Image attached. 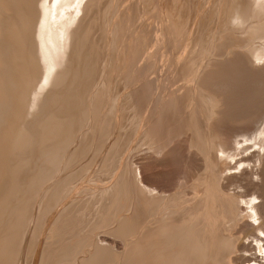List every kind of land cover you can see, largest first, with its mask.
<instances>
[{
	"label": "bare ground",
	"instance_id": "bare-ground-1",
	"mask_svg": "<svg viewBox=\"0 0 264 264\" xmlns=\"http://www.w3.org/2000/svg\"><path fill=\"white\" fill-rule=\"evenodd\" d=\"M167 1L168 0H160L158 7H157V12L154 10L155 11L154 13H156L155 15L160 17L161 20L163 19L164 21H166V25H164V27H163L164 28L163 31H165V33H163V38L160 37V34L159 35L157 34L158 31H160V30H158V28H160V26L157 27L156 25H154L153 22L148 21L151 23L150 24V30L148 29V33L145 32V36L143 35L144 41L146 44V47H145L146 52L144 51L141 53L142 56H146V59H147V57L148 58L156 57L158 55V53L156 52V49H154V51H155L154 53H151L149 50L152 49L151 46L157 45L158 41H160V39H161L160 43L163 41L162 44L164 42L166 44L165 50H167L166 51L167 61H169V63L170 62L174 63V65H172V64L171 65L173 67V70H175V71L173 73L172 67L170 66L172 71L169 72V74H168L169 77H166V79H167L166 81L168 84L166 87H164L165 85L163 84L164 86L162 87V88H165V91H166L165 97L167 96V98L165 100V105H163L164 106L163 112H165V113L162 115V117L167 116L166 118L173 119V117L179 116L177 114L180 111H181V113L184 111V108L186 106V102H184V96H186V95H184V94L186 91H188L190 89V88H186V87L191 86V87H194L193 89H195V90L192 89L194 91V94H193L194 98L192 99L190 97V99H192L193 101H196L197 99H195V98L199 97L196 95L197 92L202 94V96H201V94H199L200 98L201 97L205 98V96L207 95V98L204 99L205 101L202 100L203 104L200 103L204 107L202 109L203 119H205V121L207 123L205 122V123H203V125L201 123H198L199 127H197V129H192V130H195V132H196V130H198V128H199L201 131H203L202 134L204 137H202L201 132H199V130H198V132L201 135L198 132L197 133L199 135H197V133L193 134V138H192L193 140L199 141L201 139V137L203 138L202 140L205 139V137L207 135V131H208L206 128L208 126H210V123H212V119L214 116L219 115L221 117V119H224L225 117L228 118L229 121L227 120V123L229 122L231 124L228 126H233V127L230 128V133H228V134H224L226 132L220 133V131L217 133H214V132H212V131H214L213 129H212V131L210 130L212 133H210L209 135H211V134H212V136L214 135L213 140H210V138H209L208 139L209 142L207 141L208 142L207 145L204 143L206 147L204 146V144H202L204 146L203 148H205V149H203L204 153L206 152V154L203 156V160L205 162L204 166H205V170L207 172V176L205 175L206 177H204L202 174H200V177L201 176L202 177L198 178V179H201V181L202 180L204 181V179L207 178V180L209 182L208 183L209 189H208V187L206 188V189H208L207 193H206L207 195L205 196V198H202V199H204L203 202H205V203H202V200L199 197L198 199H200V200H198V201L193 200L194 201L193 202L192 199L189 200V201L193 202V203H191L192 204L191 206L190 205L185 206L184 204H181L183 207L178 206L173 201L174 199L172 200V197H174V195H176V192H175L176 190H174V193H173L170 191V189L166 188L165 186H163L161 188L160 186H158L156 184L157 182L156 183L154 182L156 177L155 178H153V177L155 175H151L150 173L149 174L146 173V171L147 172H149V171L145 170V168H143V171L140 170L139 171L140 173H138V174H140V176L136 173L138 175V176L137 175L135 176L136 180H135V178H133L135 180V183H136L135 188L137 187V190H138V192H137L138 193L137 194L138 200L137 199L136 200L138 202V206L140 207V209L138 208L140 210L139 211L140 213H138V211H137V215L140 214L139 219L141 218V221H139L138 217H136L137 216L135 214L136 208H135V206H133L135 208V211L133 208V212H135L134 218L136 220L138 219L137 222L138 221L139 222L137 224V222H135L136 220H134V221L132 220L134 215L131 212L130 214H132V219H131L132 223H135L136 225L134 226L131 223L133 225V227H132L133 229H131L132 231L131 230L128 231L129 234L131 231L135 236L138 237V239H136L137 238L136 237L135 238L136 241L133 242L134 239H130L127 236H125L127 233H124V232H126L128 230V228L130 227L131 224H129V227H128V225L127 226L125 225L126 221H125V223L122 221L124 223L123 224L121 222V219L117 225H119L121 222L120 226L121 225H123V226H121L118 229V231L124 233L125 235H123L122 233L118 234L119 232H116L117 230L114 232H116L118 234V236L122 239H123L122 236H124V237H127L125 239H129L130 241L133 240L132 242L128 241L131 243V244H129L131 247H129V245L127 243L128 246L127 245L126 246L129 248H125V250L123 249L124 251H126V249L129 250L128 251L129 255L127 254V256H131V257L130 258L128 257L129 261L125 260V261H128L129 264H216V263L217 264H233L232 261H235L237 259H235V257L231 256L230 254L233 255L235 250H237L238 246L241 248V246H244V244L239 243L238 241H240V240L238 238H236L235 235H234V237H235L234 238L233 234H231V233L232 232L234 233V231H236L237 228L241 227V224L243 226L245 224H248L247 223L248 220L253 218V216H252L253 214H251L252 212L254 213V218L251 221H253V222L255 220L258 221V220H261L262 218L264 220V189L263 190L260 189V187L263 188L264 186H260L258 184V182H254V181H258V180L253 179L254 177L252 176V174L253 175L255 174V173H253L254 170L252 171V169H250V170L246 169V170L242 171L243 173L241 171L238 172L239 176L238 175L237 176L239 177V179L238 178L236 179V176L233 175V173H231L232 169L233 170L238 169L237 165L239 166V164H240V166H239L240 168L242 165L244 167L249 165L247 162H249L250 160L252 161L251 158H253L254 155H252L251 158H247L248 155H251V154H249L250 152L249 153L247 152L248 148H250L248 143L253 141V139H255V138L257 139V138H260L261 136H264V42H263L264 41V0H259V2H260L259 10L255 9L253 7L254 2H257V0H217L218 4L216 6H214L215 5V3H214V5H212L213 9L211 7V9L209 11L204 10L203 12H200L199 10H197L198 8L193 9L194 7L192 9H190L191 10V12H190L191 17L190 18L191 19H194V18L198 19L197 20V27H195L196 29H194V31L191 32V34L193 33L195 36V44H199L200 41H202V40L207 41V40L212 39V38L214 39V42H216L219 39L218 40V41H220L219 44H221L219 46H217V44L215 46L212 45L215 48L211 49V52L209 55L215 57L216 59H210L207 63L204 62V60L202 61V59L200 60L199 54H195L196 56L192 57L193 54L190 52L191 54L189 53L190 55H188L187 48L183 51L184 53L182 52L183 53L182 57L179 58V55L177 54V52L182 51V47H183L181 39L183 38V40H184L186 38L184 36H186L188 33V32L186 33V30L182 26L183 24H182V20H181L182 19L181 16H183V15L185 16L184 11H185L187 2H184V4L182 2V4H180L181 8L176 9L177 11L175 12V19L174 20H170V19L168 20L167 11H168L169 7L168 6L166 7ZM171 2L173 3L174 0H172V1L169 0L167 4L170 3L172 5ZM107 5H108V0H0V98H2V100L0 101V264H13V263H15L14 261L16 260L17 257L20 258V256H18V255H19V251L21 250L20 243H22V242L19 240L21 239L20 236L22 235L21 234L22 233L21 232V226H22V223L24 222L22 219L25 218V216L23 214L25 212L22 213L21 207H23V201H24V204H27L28 202L31 203V200H30L31 198H29L30 201L28 200L27 203H25V201L28 199V197H27V199L24 198L25 200L22 199L24 195H23V193L21 194V192L24 190H21V187H23V185H21L20 176H23V174H26L25 173L26 171L28 172L29 169H31V167L35 166V164L33 166V163H35L38 160V158L41 156V154H44L46 152L48 154V152H49L51 157L49 154H48V157H50L51 159H53V157H54V162L56 160L55 158H57V160H58L59 159L58 156L60 154L58 156H57V154L58 153L62 154L63 153L62 149L64 147L60 144H64V145H65V143L67 144V142L70 139H71L70 141H73L71 137L77 131V128L80 126V124L81 125L83 124L82 121L85 120L83 118L85 116V114L83 115V113L86 112L85 109H87V106H89V108L92 109L88 103L89 102V99H88L89 97L87 95L88 90L91 89L90 87L94 83L93 82V80H95L94 78L98 79V75L96 74V72L98 71L97 68L99 66L98 67H96V66L99 65V63H98L99 58H100V56H102V53H104V49H105L104 47H106V45L108 44V43L107 44H104V43L106 41L108 42V40L110 39V38L107 39L108 33L105 32V28H106L105 25H108V22H106V24H105V20L103 21V19H101L102 16L100 15L102 12H103V14H105L106 9H108V8H106V7H108ZM174 7L176 8V5ZM121 8H123V7H121ZM129 9H130V7L128 9L126 7V10H129ZM236 10H239L240 13L244 16V18L248 22V27L252 29L251 31H248L247 28L244 30H237V29H233L229 26V19L232 16L233 12ZM129 12H127V13H129ZM169 12L171 13V11H169ZM170 13H168V14H170ZM182 13H184V14L182 15ZM125 16H126V13H125ZM197 16H199V17H197ZM113 17H114V15H113ZM132 17H133V15H132ZM103 18H105L104 15H103ZM153 19H152V21H153ZM108 20H109V18H108ZM111 20H112V18H111ZM194 21H195V19H194ZM146 22H147V20H146ZM125 23H127V22H125ZM203 23H207V24L209 23V24L207 26L205 33L200 35L201 37L199 38L198 37L199 36L198 33H200L199 32V26ZM194 24H195V22H194ZM214 24L219 27L217 30H213V29L211 30L210 29V26L214 25ZM116 25H117V23H116ZM167 25H168V28H167ZM112 26H113V24H112ZM117 26H119V25H117ZM195 26H196V24H195ZM114 28H115V26H114ZM188 28H186V29H188ZM144 31H146V30H144ZM161 33H162V30H161ZM135 34H136V32H135ZM135 38H137V37H135ZM138 39H139V37H138ZM179 39H180V42H179ZM187 39H188V36H187ZM128 41H130V40H128ZM133 42H134V40H133ZM140 43H142V42L140 41ZM140 43H138V44H140ZM142 44H144V42ZM211 44H212V41H211ZM129 46H130V43H129ZM185 46L186 45H184V47ZM195 46L196 45H194V48H196ZM128 48L131 49L132 47H128ZM165 50L162 52L161 57H163L165 55L164 54ZM105 51H107V49ZM132 52L133 51H131V53ZM197 52H199V51H197ZM180 53L181 52H179V54ZM103 55L105 56V54H103ZM108 56H109V54H108ZM130 56H132V55H130ZM126 57H127V55H126ZM217 57H222L223 59H225V61L224 62L221 61V63H219L220 59L217 60ZM228 57L230 58L229 60L226 59ZM102 58H103V56H102ZM102 58H100V59H102ZM127 58H129V57H127ZM205 58L207 59V58H209V56L205 57ZM232 58H234V59H232ZM127 60L125 61V63L127 62ZM207 60H205V61H207ZM216 60L219 62L213 64V62H217ZM200 61H202V62H200ZM100 62H103V61L101 60ZM111 62H113V61H111ZM181 62H183V63L181 64ZM198 62H199V66H198L197 70H199V71L200 70L202 71V69L204 70L207 67L208 68L210 67L206 73H204L205 71H203V74H204L203 76L202 75L200 76L199 71H196L195 67H197V65L195 66V64L196 63L198 64ZM134 63H135V61H134ZM169 63H166V64H169ZM100 64H104V62L100 63ZM129 64H128V66H129ZM145 64H148V62H146ZM151 65H153V64H150V67H151ZM212 65H213V67H212ZM214 65H215V67H214ZM216 65L217 66L220 65V66L216 67ZM158 66L160 67V65H158ZM167 66L168 65H166L164 67H167ZM147 67H149V66H147ZM102 68H103V66H102ZM167 68L169 69V67H167ZM143 69H144V67L142 68V70ZM100 70L103 71V69H101V68H100ZM145 70H149V69L147 68ZM157 70H160V69H158V67H157ZM150 71H152V69ZM193 71H196L197 74L198 73L199 74L197 75L194 73L196 75V77L193 74L189 75L190 73H193ZM99 73H100V71H99ZM95 75H96V77H95ZM141 75L142 74L139 75L141 78L144 77ZM188 75L189 76L193 75L196 78V82L198 81L197 82L198 84L193 82V78L191 79V77H189L191 80L188 79ZM105 76H106V74H105ZM97 79H96V81H98ZM139 80H140V78L137 81H139ZM159 80L160 79H158V78H149V77H148V79L144 78L142 80V83L135 87V89L133 90L134 92L132 91L133 92L132 95L143 97L144 95H142V94L146 93V91H147V93H150L152 96L154 94V92L156 91V89H158L160 86ZM177 81L178 82L183 81V83L180 85H177V87H175V88L173 87L171 90L170 85L176 86L175 84ZM99 84H100V82H99ZM103 87H104V85H103ZM168 87H169V89H168ZM95 88H97V87H94L93 90ZM98 88H99V86H98ZM186 89H188V90H186ZM93 90H90V92ZM99 90L100 89H97V93L100 96V93L98 92ZM45 91H47L46 94H44ZM161 91H162V89H161ZM190 91H191V89H190ZM188 92H186V94ZM101 93H103V92H101ZM163 93L160 95H163ZM89 94H91V93H89ZM189 94H188L189 96L192 95L191 92ZM209 94H210V96H209ZM95 95H97V94H95ZM193 95H192V97H193ZM101 97H99V98L101 99ZM165 97L163 96L162 99H164ZM94 98H96V99H94ZM94 98L92 101H93V103L97 104L96 102L98 101L97 99H99V98L96 96ZM90 100H91V97H90ZM186 100H188V99H186ZM103 101H104V99H103ZM160 101H161V98H160ZM148 102H150V101H148ZM200 102H201V100H200ZM101 103H102V101H100V105H101ZM161 103H164V102H161ZM92 105L93 104L91 103V106ZM149 105H150V103L147 105V108ZM156 105H158V104H156ZM34 106L39 107L38 112L35 111L37 113L31 112V113H34L33 116L37 115L36 117L34 116L35 118L31 117L32 114L29 113V111L31 110L32 107L35 110ZM37 107H36V110H37ZM96 107H100V106H96ZM96 107H93V109L95 108L98 110V108H96ZM186 109H185V111H186ZM152 110H154V107ZM193 111H194V109L190 112L194 113ZM98 113H96V114H98ZM191 113H190V116H191ZM195 113H196V111H195ZM202 113H200V114H202ZM152 114H153V112H152ZM182 114L184 115V113H182ZM28 115L30 116V118L33 119V121H31V120H30V122L26 121ZM196 115H197V113H196ZM87 116L89 117L88 114L86 115V117ZM153 116H154V114H153ZM190 116H188V117H190ZM193 117L195 119V115H193ZM151 118H149V119L151 120ZM82 119H84V120H82ZM180 119H176V120H180ZM194 119H193V121H195V122H196V120H198L197 118H196V120H194ZM187 120L191 121V119H187ZM87 121H88V118H87ZM107 121H108V118H107ZM166 121H168V120H166ZM174 121H175V119H174ZM219 121H222V120H219ZM101 122H103V120ZM168 123H169V121H168ZM169 124H173V123H171V121H170ZM182 124H183V122H181V125ZM187 126L184 125L182 127V129H181V127H180V129H177L178 134L180 133L179 130L181 131V133L184 132L185 127H187ZM191 126H193V125H191ZM161 127H162V125H161ZM194 128H196L195 125H194ZM81 129H84V128H81ZM218 129H220V128L218 127ZM108 130L104 131L105 132L104 135H106V136L108 135L106 133ZM187 130H191V128L187 129ZM228 130L229 129H227V131ZM175 131H176V129H175ZM189 133H191V132H189ZM75 135H77V134L75 133ZM209 135H208V137H209ZM84 137H85V135H84ZM103 138H104V136H103ZM165 138H164V140H165ZM196 138H197V140H196ZM74 139H75V137H74ZM198 141H197V143H199ZM204 142H206V141L204 140ZM259 142H261V141H259ZM102 143H104V142H102ZM201 143H200V145H201ZM253 143H255V142H253ZM71 144H72V142H71ZM192 144H194V143H192ZM58 145H60V146H58ZM255 145H258V144H255ZM57 146H58V148L59 147L60 148L58 149ZM61 146H62V148H61ZM76 147H77V145H76ZM194 147H195V145H194ZM67 148H68V146L66 147V149ZM53 149L56 150V156L57 157L55 156ZM60 149L62 151H60ZM169 149L170 150H168L167 152H163V153H165L164 154L165 159L163 157H161L164 159L163 163L166 161V159L171 160L172 158L169 159V157L174 155V151H172V148H169ZM262 149L264 152L263 147H262ZM57 150H59V152ZM163 150H160V151H163ZM200 150H202V149H200ZM26 152L29 153V155H27ZM76 152L78 153V151H76ZM172 152H173V154H172ZM258 152L259 153L256 155L257 157H254V160L256 163H258V167H259V165L264 160V153L261 151V149ZM24 153L26 154L25 156H28V157L26 159V157L24 156L25 158L23 157V159L21 160V154L23 155ZM73 153H75V152H73ZM109 153L107 154L108 156L110 155ZM204 153H202V154H204ZM244 153H248V155H246V157H245ZM80 154H78L79 157H80ZM160 154H161V152L158 154L157 158H160L159 157ZM78 155L76 154V156H78ZM46 156L47 155H45V157H44V155H43L44 158H47ZM61 156H63V155H61ZM73 156H74V158L72 157L73 159L72 160L70 159L71 160L70 163L72 161H76L75 155H73ZM13 157H14V159H13ZM43 157H42V159H43ZM62 158L63 157H61L60 159H62ZM144 158H146V157H144ZM161 158H160V160L162 161ZM77 159H79V158H77ZM13 160H17L16 161L17 164H13V162H12ZM45 160L46 159H43L42 161H45ZM61 161L62 160H60V162ZM54 162H51L50 159L46 162L45 167L48 168V170L46 172L44 170L45 173H42L43 172L42 171L41 172L42 175L47 174V172L49 174V171L53 170V168L52 169H50V168L52 166H55V164L54 165L52 164ZM56 162H58V163H56V167L58 166L59 168H61L62 166L60 167V165H57V164H60L59 160ZM169 162H171V161H169ZM40 163L43 164L44 162H40ZM108 163H109V161H108ZM140 163H141V161H140ZM151 163H154V162H151ZM256 163H254L253 165H256ZM38 164H39V162H38ZM38 164H36V165H38ZM165 164H166V162L164 163V165ZM168 164H170V163H168ZM43 165H45V163ZM116 165H118V164H116ZM64 166H66V165H64ZM26 167L27 168L30 167V168L27 169ZM71 167H73V166H71ZM24 169H27V170L25 172H23L22 174H20L22 171H24ZM34 169L36 170L37 166H36V168H33V170ZM262 169H264V168H262ZM33 170H30V171L32 172ZM59 170H61V169H59ZM86 170H88V169H86ZM202 171H203V169H202ZM235 171H237V170H235ZM38 172H39L38 176L34 175L35 178H33V179H32L31 175L28 176V178L26 180L27 182L24 181L26 184L23 183L26 185V186H24V188L25 187L27 188V186H30L31 182H33V183L38 182L40 179L42 182L44 175L40 176L41 174H40L39 169H38ZM38 172L33 171L32 173L35 174ZM53 172L56 175L57 172H55V171H53ZM53 172L51 171V173H53ZM240 174H242V175L240 176ZM122 176H125V175H122ZM158 176H160V175H158ZM6 177H7V179H6ZM241 177H242V179H241ZM23 178H26V177L24 176ZM47 178L48 177H45L44 179L46 180ZM71 178L64 179L67 182H65V181H61V182L62 183L64 182L67 184L69 182L68 180ZM183 178L185 179V177H183ZM183 178H181V179H183ZM202 178H204V179H202ZM233 178H235L239 184L234 182L236 180H233ZM31 179H32V181H31ZM5 180H7V181H5ZM223 180L227 181V183L223 182V183H225V185H223V183H222ZM123 181L126 182V180H123ZM156 181H159V180L156 179ZM22 182H23V180H22ZM125 182H123V183H125ZM243 182L246 183V186L248 187L249 192L251 191L252 197H248L249 195H244L243 193H240L241 191L230 193V191H229L230 186H234V187H236L235 190H238L239 188H241L243 186ZM38 183H37V185H38ZM120 183H122V182H120ZM123 183H122V185H123ZM184 183H186L185 180H184ZM234 183H236V184H234ZM35 184H33L34 187H35ZM117 185H118V183H117ZM122 185H120V186L122 187ZM179 185L181 186L182 184H179ZM261 185H263V184H261ZM57 186H59V184ZM126 186H127V183H126ZM126 186H123V187H126ZM199 186H200V184H199ZM194 187H197V186L195 185ZM194 187H193V189L191 188L189 190L192 191L194 189H197ZM237 187H238V189H237ZM118 188L119 187H117V186H116V188H115V186L113 187V189H115V190H118ZM132 188H133V186H132ZM135 188H133L134 191H135ZM187 188H189V187L187 186ZM64 189H65V186H64ZM129 189H130V186L128 188H126L125 190L129 191ZM204 189L205 188H203V190ZM130 190L132 191V189H130ZM35 191H37V190H35ZM60 191H62V190H60ZM131 191H130V193H131ZM179 191L183 192V190H179ZM185 191H188V189H186ZM242 191H244V190H242ZM246 191H247V189H246ZM56 192H58V190H56ZM111 192H112V190H111ZM119 192H117L116 195ZM192 192H194V191H192ZM204 192H205V190H204ZM28 193L31 197L32 193L31 192H28ZM51 193H53V192H51ZM67 193H70V191ZM113 193L114 192L111 193V196ZM120 193L118 194L119 196L121 195ZM125 194H126V192H125ZM185 194L188 195V193H185ZM25 195L29 196V195H27V193ZM33 195H35V194H33ZM116 195H114V197ZM118 195L116 197H118ZM122 195H121V197H122ZM127 195H125V197ZM131 195H133V194H131ZM177 195H179V194H177ZM186 195L183 196L184 202L188 201V200H186L188 197ZM195 195H193V196L190 195V196L195 197ZM60 196L58 194V197L61 199ZM98 196H99V194H98ZM185 196H186V199H185ZM198 196H201V194L196 195V197H198ZM65 197L66 196H64V198ZM67 197H68V195H67ZM109 198H111V197H109ZM118 198L121 199L120 197H118ZM188 198H190V197H188ZM33 199H34V197H32V200ZM49 199H51V198H49ZM115 199H117V198H115ZM128 199H129V197H128ZM259 199L261 200V202H259ZM21 200H22V204H21ZM55 200H56V198H55ZM129 200H131V199H129ZM170 200H172L174 203L171 202ZM177 200H178V198H177ZM52 201H54V200H52ZM102 201H103V198H102ZM175 201H176V198H175ZM116 202H117V200H116ZM116 202H115V204H116ZM134 202H136V201H133V203ZM115 204H111L110 207H112V205H115ZM185 204L188 205L187 203H185ZM135 205H136V203H135ZM162 205H164V206H162ZM29 206L28 205L26 206V211H29ZM115 206L119 207V206H121V204L120 205L118 204ZM177 206H178V208H177ZM203 206L205 207V209L203 208ZM241 206L245 207L244 211H242V209H240ZM27 207H28V209H27ZM114 207H112V208H114ZM22 209L24 210V208H22ZM32 209H33V207H32ZM115 209H118V208L115 207ZM48 210L45 212H48ZM68 210L69 209H67V211ZM110 210H111V208H109L108 211H110ZM30 211H32V210H30ZM40 211H42V210H40ZM52 211L54 212V210H52ZM113 211H117V210H113ZM119 211L121 212V210H119ZM241 212H245V214L241 213ZM41 213H43V212H41ZM113 213L115 215V212H113ZM117 213H116V215H117ZM259 213H260V216L263 213V216H261L262 218L257 219L258 218L257 216H259L258 215ZM21 214H23L22 215V216H24L23 218H21ZM62 214L64 217V213H62ZM79 214H81V213H79ZM90 214H92V213H90ZM47 215H48V213H47ZM106 215H107V213H106ZM108 215H109V217L107 216V219L110 218L111 214H108ZM148 215L150 217V220L146 219V216H148ZM31 216H33V215H31ZM60 216H61V214H60ZM65 217H67V216H65ZM112 217H111V219H112ZM29 218H31V217L29 216ZM43 218H45V217H43ZM113 218H116V217H113ZM124 219H126V218H124ZM58 220H59L58 222H60V219H58ZM64 220L62 222H64ZM146 220H148V222H146ZM66 221H68V220H66ZM84 222H86V221H84ZM128 222L129 221L127 220L126 224H128ZM88 223H90V222H88ZM103 223H104V221H103ZM106 223H107V221H106ZM111 223H112V221H111ZM257 223L256 224L254 223V225H257ZM67 224H69V223H67ZM41 225H42V223H41ZM54 225L56 226V223ZM84 225H85V223H84ZM88 225L91 226V224H88ZM112 225H114V224H112ZM112 225H109V226H112ZM34 226H36V225H34ZM73 226L75 227L76 225H73ZM57 227H58V224H57ZM62 227H64V226H62ZM101 227L102 226L100 225V229H101ZM105 227H107V226H105ZM116 228H118V226ZM116 228H114V229H116ZM69 229H70V227H69ZM82 229H81V231H82ZM261 229L264 230V221L260 226L255 227L256 231H260L259 233L262 232V234H263L264 232L261 231ZM49 230H51V229H49ZM89 230H91V229L89 228ZM92 230H96V229L92 228ZM102 230H103V228H102ZM77 231H78V228H77ZM98 231H99V229H98ZM241 231H242V229H241ZM33 232H35V231L32 230V233ZM69 232H70V230H69ZM109 232H110V230H109ZM109 232L107 234H110ZM116 233L114 234L112 232L111 234H113L112 236H115V235H117ZM132 233H131L130 237L133 236ZM75 234H76V232H75ZM90 234H92V233H90ZM129 234H127V235L129 236ZM104 235H106V233ZM241 235H244V234H240V236ZM70 236L72 237L73 234ZM80 236H82V235H80ZM135 236H133V237H135ZM260 236L261 235H259L258 237L260 238ZM82 238H84V237H82ZM96 238L97 239H92V240L87 239L88 241L85 239L88 242V244H91L90 246L93 245L95 248H94L93 253L90 256L87 255V256H89V257H87V259L83 258L86 255V253H85V255L82 254L83 259H81V261L78 262V264H105L107 261L109 263H113V264L115 263L116 264L118 262V261L115 262L116 256L114 258L115 260L111 256L113 253V257H114V254H116L118 251L116 248L117 246L115 245V243L117 244L116 240L112 238L113 240H115V241H113L110 239L111 237L109 238V236L107 237V236H102V235L99 238H98V236ZM34 239H35V237H34ZM72 239H73V237H72ZM79 239H80V237H79ZM246 239H248V237ZM249 239H250V237H249ZM254 239H252V241ZM255 240H258L259 242H257V243H258V245H260L261 240H259V239H255ZM90 241H92V242L90 243ZM123 241L125 242L124 239H123ZM83 242L79 243L80 249L82 247V245H80V244H82ZM85 242L83 244H85ZM246 242H245V245H246ZM73 243H75V242H73ZM71 245H73V244H71ZM122 245H124V244H122ZM251 245H253V244L251 243ZM262 245H264V244H261V246ZM31 246L33 247V245H30V247ZM114 246H116L115 248L117 251H114L115 250L113 248ZM87 247L89 248V245ZM262 247L264 249V246H262ZM243 248H245V247H243ZM37 249H38V246H37ZM59 249H61V248H59ZM258 250L262 251L261 248ZM75 251L78 252L77 247H74V246L69 247L68 256H70V258H71L72 253L74 256L78 255ZM33 252L35 253V251H33ZM74 252L76 253V255ZM81 253H83V251ZM81 253L79 254L80 256H81ZM122 253L121 252L118 253V254L122 255V256H118V257H120V259H121V257H122V259L124 257V255H123L124 253L123 254ZM228 253H230V254H228ZM249 253H251V252H249ZM254 253H256V252H254ZM254 253H251L249 255H252V254L255 255ZM227 254L230 255V257H228ZM245 254H241V255L245 256V257L244 256H242V257L246 258ZM62 255H64V254H62ZM249 255H247V256H249ZM256 255H257V253H256ZM256 255H255V257H256ZM260 255H262V257ZM110 256H111V259L114 260V262L113 261L110 262L111 261ZM224 256H227V257H225V259H224ZM258 256H260L259 259L262 258L264 260V254H259ZM66 258L68 259V257H66ZM73 258H74V260H73ZM128 258H125V259H128ZM222 258H223V260H228V262L227 261L223 262ZM227 258H230V259H227ZM239 258L243 260V258H241V257H239ZM64 259H65V255H64ZM76 259H77L76 257H72L71 260H73V261L71 262L69 259V263L71 262L72 264H75L74 262H76V264H77V261H79V260L76 261ZM257 259H256V261L259 260V259L258 260ZM253 260L254 259H252V261ZM263 260H260L259 262H263ZM125 261H123L124 264H125ZM252 261H250L249 263H252ZM41 262H42V260H41ZM119 263L121 264L122 262H119ZM119 263H117V264H119ZM253 263H254V261H253ZM235 264H237V263H235ZM243 264H245V263H243ZM258 264H260V263H258Z\"/></svg>",
	"mask_w": 264,
	"mask_h": 264
},
{
	"label": "rangeland",
	"instance_id": "rangeland-1",
	"mask_svg": "<svg viewBox=\"0 0 264 264\" xmlns=\"http://www.w3.org/2000/svg\"><path fill=\"white\" fill-rule=\"evenodd\" d=\"M122 1V2H121ZM159 1L160 0H108V7H106V8H108V9H106V12H105V14H103V12L100 14L102 17H101V19H103V21L105 20V24H106V22H108V25H105V32H107L108 33V36H107V39H109L108 40V42L106 41H104L105 43L104 44H107L106 45V47H104L105 49H104V53H102V56H103V58H102V56H100V58H102V59H100L99 58V65H97L96 67H98L97 69H98V73L96 72V74L98 75V79L97 78H94L95 80H93V86L94 87H97V88H95L94 90H93V86L91 85V89H89L88 90V99H89V105H90V107L93 109V107H96V106H100V107H96V108H98V110L97 109H90L89 108V106H87V109H85L86 110V112L85 113H83V115L85 114V116L83 117L84 119H82V120H84V121H82V123L84 124H80V126L77 128V131L75 132L77 135H75V133L73 134V136L75 137V139H74V137L72 136L71 138H72V140L73 141H68L67 142V144L65 143V145L64 144H60V145H62V146H64L63 147V151L60 149V151H62L63 153L61 154V153H58L59 152V150H57L58 152V154H57V156H58V160H59V163L60 164H57V165H60V167L61 168H59L58 166L56 167V163H58V162H56V161H58L57 160V158H55L56 160H55V162H54V157H53V159H51L50 157H51V155L49 154V152H48V154L50 155V157H48V154H47V152L46 153H44V154H41V156L38 158V160L35 162V163H33V166H34V164H35V166L34 167H31V169H29L30 167H26L27 169H29V171L27 172L26 170L27 169H24V171H22L20 174H22L23 172H25L26 174H23V176H20V180H21V185H23V187H21V190H24V191H22L21 192V194L23 193V200H25L24 198H26L27 199V197H28V199L25 201V203H27L28 202V200H29V198H31L30 200H31V203L30 202H28L27 204H24V201H23V207H21V211H22V213L23 212H25V213H23L24 214V216H25V218H23L24 216H22L23 214H21V218H23L22 220L24 221L23 223H22V226H21V236H20V238L22 239H20L19 241H21L22 243H20V247H21V250L19 251V255L18 256H20V258L19 257H17L16 258V260L14 261L15 263H13V264H25L26 262V264H43L44 262V264H70L73 260H74V258H73V260H71V258L72 257H76L77 259H76V261L77 260H79V261H77V264H78V262H80L81 261V259H83V258H86L87 259V257H89L92 253H93V251H94V246L92 245V246H90L91 244H88V240H92V239H97L96 237L98 236V238L102 235V236H109V238L111 239V240H113V239H115L116 240V242H117V244L115 243V245L117 246H114L113 248L115 249L114 251H117V255L116 254H114V257H113V253H112V258L114 259L115 258V256H116V260H115V262H117V263H119V262H122L121 264H124V262L123 261H125V260H128L129 261V258L131 257V256H127V254H128V251L129 250H127L126 249V251H124L125 250V248H129V247H131L129 244H131L130 242H132L133 240H129V239H125V238H130V239H134V241L133 242H135L136 241V239H138V237L137 236H135L131 231V229H133L132 227H133V225L135 226L136 224L135 223H132V220L134 221V220H136L134 217H135V214L137 215V211H138V213H140L139 211V209H140V207L138 206V202H137V200H138V190H137V187L135 188V186H136V183H135V180H136V175L138 174V173H140L139 171L140 170H142L143 171V168H145V170H148L149 172H147L146 171V173H150L151 175H155L153 178H155V180H154V182L158 185V186H160L161 188L163 187V186H165L166 188H168V189H170V191L171 192H173L174 193V190H176L175 192H176V195L177 194H179V195H174V197L176 198V201H175V198L174 197H172V200L178 205V206H180V207H183L181 204H184L185 206H191L192 204L191 203H193L194 201L193 200H195V201H198V200H202V203H205V202H203V200L204 199H202V198H205V196L207 195L206 193H207V190L209 189V187H208V180H207V178L206 179H204V178H202V179H204V181L202 180L201 181V179H198V178H201L200 177V174H202L204 177H206L207 176V172H206V170H205V166H204V164H205V162H204V160H203V156L206 154V152L204 153V150L203 149H205V148H203L204 146H205V144L207 145V143L209 142L208 141V139L210 138V140H213V138H214V135L212 136V134L211 135H209L210 133H212V132H214V133H217V132H219L220 131V133H224V132H226V133H224V134H228V133H230V128H232L233 126H228V125H231L229 122L227 123V120H228V118H224V119H221V117L218 115V116H214L213 117V119H212V123H210V126H208L206 129L209 131H207V135H206V137H205V141L206 142H204V140H202L203 138L202 137H204L203 136V134H202V132L203 131H201L199 128H198V130H199V132H201V134H202V137H201V139L198 141L197 140V138H196V140L199 142V143H197V141H195V140H193L192 138H193V134H196L197 132H198V130H196V132H195V130H192V129H197V127H199V124L198 123H201L202 125H203V123H205L206 121H205V119H203V113H202V109L204 108L201 104H203L202 103V100L203 101H205L204 99L205 98H207V95L205 96V98L204 97H201L200 98V95L199 94H201V93H199V92H197V96H199V97H197V98H195V99H197L196 101H193L192 99L194 98V91L193 90H195V89H193L194 87H186V88H190L191 89V91H190V89L188 90V89H186V90H188V91H186V92H188L187 94H186V92H185V94L184 95H186V96H184V102H186V106H185V108H184V111L182 112V113H184V115L181 113V111L177 114V115H179L178 117H173V119H169V118H166V117H162V115L165 113V112H163V109H164V106L163 105H165V100H166V98H167V96L165 97V88H162L164 85V87H166L167 86V79H166V77H169V72H171L172 70H173V67H172V65H174V63L173 62H170L169 63V61H167V53H166V51L167 50H165V42L162 44V42L160 43V41H161V39H160V41H158V44L157 45H154V46H151L152 47V49H150L149 51L151 52V53H154L155 51H154V49H156V52L158 53V55L156 56V57H154V58H148L147 57V59H146V56H142V52H146V44H145V41H144V36H145V32H147L148 33V29L150 30V22H148V21H151V22H153L154 23V25H156L157 27H159L160 26V28H158V30H160V31H158V35L160 34V37L161 38H163V33H165V31H163V27H164V25H166V21H164L163 19L161 20L160 19V17H158L157 15H155L156 13H154L155 11L157 12V7H158V4H159ZM169 1V0H168ZM168 1H167V3H168ZM172 1V0H171ZM192 1V2H191ZM182 2H183V4H184V2H187L186 3V8H185V11H184V13H185V16L183 15L184 13H182V15L183 16H181V20H182V26L184 27V29L186 30V33L188 32H190L189 34L187 33V35L186 36H184V37H186L184 40H183V38L181 39V41H182V44H183V47H182V51H179V52H181L180 54H179V52H177V54L179 55V58H181L182 57V55H183V51L187 48V53H188V55H190L191 53L193 54L192 55V57H194V56H196L195 54H199V56H200V60L202 59V61L204 60V62H208L210 59H216L215 57H213V56H210L209 54H210V52H211V49H213V48H215V47H213V46H215L216 44H217V46H219V45H221V44H219L220 43V41H216V42H214V39L212 38V39H209V40H207V41H200V45L199 44H195V36H194V34L192 33L191 34V32L192 31H194V29H196L195 27H197V18H194L195 19V21H194V19H191L190 17H191V10L190 9H192L193 7V9H197V10H199L200 12H203L204 10H207V11H209L210 9H211V7H212V9H213V6L212 5H214V3H215V5L214 6H216L217 4H218V2H217V0H174V2L172 3V5L169 3V4H167L166 3V7L168 6L169 7V9H168V11H167V16H168V20L170 19V20H174L175 19V12L177 11L176 9H179V8H181V6H180V4H182ZM121 4V5H120ZM193 4V5H192ZM203 4V5H202ZM205 4V5H204ZM118 5V6H117ZM126 5V6H125ZM132 5V6H131ZM170 5V6H169ZM176 5V8L174 7ZM190 6V7H189ZM202 6V7H201ZM121 7H123V8H121ZM126 7H127V9L130 7V9L129 10H126ZM140 7V8H139ZM16 8V7H15ZM209 8V9H208ZM122 10V11H121ZM155 10V11H154ZM15 11V10H14ZM13 11V12H14ZM120 11V12H119ZM132 13H130V12ZM169 11H171V13L169 12ZM173 11V12H172ZM16 12V11H15ZM108 12V13H107ZM122 12V13H121ZM127 12H129V13H127ZM134 12V13H133ZM183 12V11H182ZM120 13V14H119ZM125 13H126V16H125ZM168 13H170V14H168ZM128 14V15H127ZM103 15H104V17L105 18H103ZM106 15V16H105ZM113 15H114V17H113ZM119 15V16H118ZM131 15V16H130ZM132 15H133V17H132ZM149 15V16H148ZM153 15V16H152ZM116 16V17H115ZM130 16V17H129ZM170 16V17H169ZM156 19H155V18ZM197 17H199V16H197ZM107 18V19H106ZM108 18H109V20H108ZM111 18H112V20H111ZM116 18V19H115ZM121 18V19H120ZM132 20H131V19ZM138 18V19H137ZM153 19V21H152V19ZM130 19V20H129ZM108 20V21H107ZM116 20V21H115ZM118 20V21H117ZM125 20V21H124ZM146 20H147V22H146ZM157 20V21H156ZM123 23H122V22ZM130 21V22H129ZM156 21V22H155ZM121 22V23H120ZM125 22H127V23H125ZM171 22V21H170ZM186 22V23H185ZM194 22H195V24H196V26H195V24H194ZM116 23H117V25H119V26H117L116 25ZM121 25H120V24ZM149 23V24H148ZM163 23V24H162ZM111 24V25H110ZM112 24H113V26H112ZM136 24V25H135ZM209 24V23H208ZM208 24L207 23H203V24H201L200 26H199V32L200 33H198L199 34V38L201 37L200 35H202V34H204L205 33V31H206V29H207V26H208ZM149 25V26H148ZM114 26H115V28H114ZM133 26V27H132ZM142 26V27H141ZM155 26V27H156ZM113 27V28H112ZM122 27V28H121ZM189 27V28H188ZM128 28V29H127ZM167 28H168V25H167ZM186 28H188V29H186ZM219 27L217 26V25H211L210 26V29L212 30H217ZM120 29V30H119ZM136 29V30H135ZM146 30V31H144V30ZM116 30V31H115ZM161 30H162V33H161ZM138 31V32H137ZM143 31V32H142ZM120 32V33H119ZM135 32H136V34H135ZM140 32V33H139ZM203 32V33H202ZM138 33V34H137ZM146 33V34H147ZM132 34V35H131ZM191 34V35H190ZM107 35V34H106ZM122 35V36H121ZM141 35V36H140ZM144 35V36H143ZM187 36H188V39H187ZM134 37V38H133ZM135 37H137V38H135ZM138 37H139V39H138ZM132 38V39H131ZM137 39V40H136ZM143 39V40H142ZM128 40H130V41H128ZM132 40V41H131ZM133 40H134V42H133ZM193 40V41H192ZM140 41L143 43L144 42V44H142V43H140ZM210 41V42H209ZM211 41H212V44H211ZM179 42H180V39H179ZM222 42V41H221ZM264 42V41H263ZM126 43V44H125ZM129 43H130V46H129ZM138 43H140V44H138ZM160 43V44H159ZM134 46H133V45ZM142 44V45H141ZM192 44V45H191ZM184 45H186L185 47H184ZM194 45H196L195 47L196 48H194ZM210 45V46H209ZM213 45V46H212ZM127 46V47H126ZM140 46V47H139ZM157 46V47H156ZM193 46V47H192ZM212 46V47H211ZM128 47H132L131 49L130 48H128ZM139 48V49H138ZM144 48V49H143ZM192 48V49H191ZM107 49V51H105ZM143 49V50H142ZM103 50V49H102ZM109 50V51H108ZM165 50V52H164V56L163 57H161V54H162V52ZM128 51V52H127ZM131 51H133L132 53H131ZM197 51H199V52H197ZM206 51V52H205ZM112 52V53H111ZM124 52V53H123ZM131 54H130V53ZM183 52V53H182ZM191 52V53H190ZM195 52V53H194ZM129 53V54H128ZM190 53V54H189ZM103 54H105V56L103 55ZM108 54H109V56H108ZM126 55H127V57H129V58H127L126 57ZM130 55H132V56H130ZM177 56V55H176ZM204 56V57H203ZM209 56V58H205V57H208ZM106 57V58H105ZM134 57V58H133ZM213 57V58H212ZM233 57V56H232ZM129 61H128V60ZM158 59V60H157ZM220 59V62L219 61H217V60H219ZM222 57H217V62H213V64H215V63H221V61L222 62H224L225 61V59H223ZM226 59H230L229 57L228 58H226ZM232 59H234V58H232ZM103 61L104 62V64H100V63H103V62H100V61ZM127 60V64L125 63V61ZM132 60V61H131ZM179 60V59H178ZM205 60H207V61H205ZM227 60V61H228ZM111 61H113V62H111ZM134 61H135V63H134ZM151 61V62H150ZM154 61V62H153ZM164 61V62H163ZM202 61H200V62H202ZM130 64H129V63ZM146 62H148V64H145ZM184 62V61H183ZM183 62H181V64L183 63ZM153 64V65H151V67H150V64ZM166 63H169V64H166ZM126 64V65H125ZM128 64H129V66H128ZM157 64V65H156ZM165 64V65H164ZM172 64V65H171ZM103 66V68H102V66ZM141 65V66H140ZM158 65H160V67L158 66ZM166 65H168L167 67H169V69L167 68V67H164V66H166ZM197 65V67H195L196 68V71H199V70H197L198 69V66H199V62H198V64L196 63L195 64V66ZM209 65V64H208ZM147 66H149V67H147ZM172 67V70H171V67ZM210 66V65H209ZM220 65H216V67H219ZM112 67V68H111ZM125 67V68H124ZM130 67V68H129ZM144 67V69L142 70V68ZM157 67H158V69H160V70H157ZM207 67V66H206ZM212 67H213V65H212ZM214 67H215V65H214ZM100 68L101 69H103V71L102 70H100ZM105 68V69H104ZM149 69V70H145V69ZM154 68V69H153ZM208 68V67H207ZM207 68H205L204 70L202 69V71L200 72L199 71V75L201 76H203L204 74H203V71H205L204 73H206L208 70H209V68L207 69ZM125 69V70H124ZM130 69V70H129ZM152 69V71H150ZM127 70V71H126ZM129 70V71H128ZM146 72H145V71ZM195 70V69H194ZM99 71H100V73H99ZM142 71V72H141ZM149 71V72H148ZM174 71L175 70H173L172 72L174 73ZM196 71H193V73H190L189 75H191V74H193L195 77H196V75L195 74H197V72ZM192 72V71H191ZM102 73V74H101ZM104 73V74H103ZM155 73V74H154ZM195 73V74H194ZM202 73V74H201ZM105 74H106V76H105ZM140 74H142L141 76H144V77H140L139 75ZM153 74V75H152ZM197 74V75H198ZM155 75V76H154ZM167 75V76H166ZM184 75V74H183ZM188 75V79H190L189 77H191V79L193 78V82L194 83H197L196 82V78L193 76H189ZM113 76V77H112ZM139 76V77H138ZM95 77H96V75H95ZM104 77V78H103ZM106 77V78H105ZM128 77V78H127ZM148 77L149 78H158V79H160L159 81H160V86H159V88L158 89H156V91L154 92V94L151 96V94L150 93H147V91H146V93H144V94H142V95H144L143 97H141V96H134V95H132V93L134 92L133 90L135 89V87L136 86H138L139 84H141L142 83V80L145 78V79H148ZM102 78V79H101ZM140 78V80L139 81H137L138 79ZM195 78V79H194ZM96 79L98 80V81H96ZM104 79V80H103ZM123 79V80H122ZM190 79V80H191ZM107 80V81H106ZM114 80V81H113ZM195 80V81H194ZM105 81V82H104ZM165 81V82H164ZM99 82H100V84H99ZM104 82V83H103ZM110 82V83H109ZM133 82V83H132ZM137 84H136V83ZM97 83V84H96ZM183 83V81H177L176 82V86H172V85H170V89L172 90V88L174 87H177V85H180V84H182ZM110 84V85H109ZM164 84V85H163ZM198 84V83H197ZM102 87H101V86ZM103 85H104V87H103ZM131 85V86H130ZM98 86H99V88H98ZM134 86V87H133ZM262 86V85H261ZM93 87V88H92ZM128 87V88H127ZM102 88V89H101ZM110 88V89H109ZM97 89H100L98 92L100 93V96H99V94L97 93ZM109 89V90H108ZM161 89H162V91H161ZM168 89H169V87H168ZM185 89V88H184ZM183 89V90H184ZM193 89V90H192ZM90 90H93V91H91L90 92ZM164 90V91H163ZM204 90V89H203ZM128 91V92H127ZM133 91V92H132ZM93 92V93H92ZM101 92H105L104 94L103 93H101ZM164 92V93H163ZM192 93V95H193V97H192V95L191 96H189L190 94L189 93ZM47 93V91H45V93L44 94H46ZM89 93H91V94H89ZM163 93V95H160V94H162ZM95 94H97V95H95ZM114 94V95H113ZM189 94V95H188ZM90 95V96H89ZM92 95V96H91ZM101 97V99L99 98V99H97L96 101V103L97 104H95V103H93V98L95 97ZM111 95V96H110ZM195 95V96H196ZM114 96V97H113ZM146 96V97H145ZM151 98H150V97ZM157 96V97H156ZM165 97L164 99H162V97ZM201 96H202V94H201ZM209 96H210V94H209ZM90 97H91V100H90ZM116 97V98H115ZM186 97V98H185ZM190 97L192 98V99H190ZM106 98V99H105ZM120 98V99H119ZM160 98H161V101H160ZM94 99H96V98H94ZM103 99H104V101H103ZM118 99V100H117ZM129 99V100H128ZM150 99V100H149ZM158 99V100H157ZM186 99H188V100H186ZM2 100V98H0V101ZM131 100V101H130ZM156 100V101H155ZM200 100H201V102H200ZM91 101V102H90ZM100 101H102V103H101V105H100ZM106 101V102H105ZM125 101V102H124ZM148 101H150V102H148ZM153 103H152V102ZM95 102V101H94ZM123 102V103H122ZM137 102V103H136ZM156 102V103H155ZM159 102V103H158ZM161 102H164V103H161ZM188 102V103H187ZM190 102V103H189ZM192 102V103H191ZM87 103V104H88ZM91 103L93 104L92 106H91ZM150 103V105L148 106V108H147V105ZM201 103V104H200ZM106 104V105H105ZM156 104H158V105H156ZM194 104V105H193ZM103 105V106H102ZM190 107H189V106ZM197 105V106H196ZM159 106V107H158ZM161 106V107H160ZM194 108H193V107ZM37 107V106H36ZM36 107L34 106V108H35V110L33 109V107L31 108V110L29 111V113H31V112H34V113H37L38 112V108L39 107H37V110H36ZM105 107V108H104ZM153 107H154V110H152L153 109ZM103 108V109H102ZM159 108V109H158ZM187 108V109H186ZM194 109V113H191L190 111H192L193 109ZM90 109V110H89ZM105 109V110H104ZM158 109V110H157ZM161 109V110H160ZM185 109H186V111H185ZM192 109V110H191ZM34 110V111H33ZM84 110V111H85ZM109 110V111H108ZM35 111H37V112H35ZM93 111V112H92ZM99 113H98V112ZM157 111V112H156ZM195 111H196V113H197V115H196V113H195ZM152 112H153V114H154V116H153V114H152ZM161 112V113H160ZM34 113H31L32 115H31V117H33V118H35L37 115H34L33 116V114ZM96 113H98V114H96ZM181 113V114H180ZM190 113H191V116H190ZM200 113H202V114H200ZM89 115V117L87 116L86 117V115ZM95 114V115H94ZM109 114V115H108ZM30 115V114H29ZM28 115V117H27V120L26 121H29L30 122V120L31 121H33V119L32 118H30V116ZM93 115V116H92ZM97 115V116H96ZM138 115V116H137ZM152 117H150V116ZM182 115V116H181ZM193 115H195V119H194V117H193ZM96 116V117H95ZM188 116H190V117H188ZM93 117V118H92ZM102 117V118H101ZM108 118V121H107V118ZM187 119H191V121L189 120H187ZM192 117V118H191ZM220 117V118H219ZM87 118H88V121H87ZM90 118V119H89ZM96 118V119H95ZM106 118V119H105ZM135 118V119H134ZM149 118H151V120L149 119ZM182 120H181V119ZM185 118V119H184ZM196 118L198 119V120H196ZM217 118V119H216ZM110 119V120H109ZM115 119V120H114ZM147 119V120H146ZM164 121H163V120ZM168 120L169 121V123H170V121H171V123H173V124H169L168 123V121H166V120ZM174 119H175V121H174ZM176 119H180V120H176ZM193 119L194 120H196V122L195 121H193ZM201 121H200V120ZM103 120V122H101ZM219 120H222V121H219ZM86 121V122H85ZM129 121V122H128ZM178 121V122H177ZM229 121V120H228ZM89 122V123H88ZM96 122V123H95ZM105 122V123H104ZM144 122V123H143ZM181 122H183V124L181 125ZM185 122V123H184ZM193 122V123H192ZM28 123V122H27ZM98 123V124H97ZM159 123V124H158ZM164 123V124H163ZM188 123V124H187ZM192 123V124H191ZM197 123V124H196ZM207 123V122H206ZM219 123V124H218ZM87 124V125H86ZM153 124V125H152ZM219 126H218V125ZM221 124V125H220ZM226 124V125H225ZM108 125V126H107ZM161 125H162V127H161ZM181 125V126H180ZM187 126V127H185V131L184 132H182L181 133V131L179 130V134H178V130L177 129H180V127H181V129H182V127L183 126ZM191 125H193V126H190ZM194 125H195V127L196 128H194ZM85 126V127H84ZM118 126V127H117ZM165 126V127H164ZM243 126V125H242ZM94 127V128H93ZM99 127V128H98ZM158 127V128H157ZM218 127L220 128V129H218ZM81 128H84V129H81ZM164 128V129H163ZM170 128V129H169ZM191 128V130H187V129H190ZM209 128V129H208ZM110 131H109V130ZM112 129V130H111ZM163 129V130H162ZM166 129V130H165ZM168 129V130H167ZM175 129H176V131H175ZM202 129V128H201ZM212 129L214 130V131H212ZM227 129H229L228 131H227ZM82 130V131H81ZM87 130V131H86ZM106 130H108L106 133L109 135H104V131H106ZM157 130V131H156ZM203 130V129H202ZM212 132H211V131ZM166 131V132H165ZM175 131V132H174ZM194 131V132H193ZM90 132V133H89ZM102 134H101V133ZM146 132V133H145ZM164 132V133H163ZM189 132H191V133H189ZM198 132V133H199ZM82 133V134H81ZM94 133V134H93ZM114 135H113V134ZM177 133V134H176ZM187 135H186V134ZM197 133V135H199ZM92 134V135H91ZM111 134V135H110ZM157 134V135H156ZM160 134V135H159ZM162 134V135H161ZM200 134V135H201ZM84 135H85V137H84ZM99 135V136H98ZM208 135H209V137H208ZM92 136V137H91ZM103 136H104V138H103ZM113 138H112V137ZM167 136V137H166ZM186 136V137H185ZM212 136V137H211ZM88 137V138H87ZM102 139H101V138ZM111 137V138H110ZM166 137V138H165ZM107 138V139H106ZM118 138V139H117ZM164 138H165V140H164ZM78 139V140H77ZM84 139V140H83ZM155 139V140H154ZM207 139V140H206ZM104 140V141H103ZM110 140V141H109ZM114 140V141H113ZM191 140V141H190ZM104 142V143H102V142ZM175 141V142H174ZM202 143H201V142ZM208 141V142H207ZM259 141H261V142H259ZM264 136H261L260 138H255V139H253V141H251L250 143H248V145L250 146V148H248V153L249 154H251V155H248V153H244L245 154V157H246V155H248L247 156V158H251V156L252 155H254V157H257L256 155L259 153L258 151L261 149V151L263 152V149H262V147L264 148ZM70 142V143H69ZM71 142H72V144H71ZM78 142V143H77ZM189 142V143H188ZM253 142H255V143H253ZM82 143V144H81ZM89 143V144H88ZM92 143V144H91ZM142 143V144H141ZM144 143V144H143ZM192 143H194V144H192ZM200 143H201V145L202 144H204V146L202 145H200ZM70 146H69V145ZM102 144V145H101ZM108 144V145H107ZM255 144H258V145H255ZM261 144V145H260ZM60 145H58V146H60ZM76 145H77V147H76ZM85 147H84V146ZM88 145V146H87ZM91 145V146H90ZM100 145V146H99ZM104 145V146H103ZM173 145V146H172ZM194 145H195V147H194ZM260 145V146H259ZM58 146H57V148H58ZM62 146H61V148H62ZM68 146V148L66 149V147ZM83 146V147H82ZM110 146V147H109ZM154 146V147H153ZM262 146V147H261ZM87 147V148H86ZM206 147V146H205ZM56 148V149H57ZM60 148V147H59ZM58 148V149H59ZM67 150H65V149ZM76 150H75V149ZM85 150H84V149ZM111 148V149H110ZM155 148V149H154ZM169 148H172V151H174V155H172V156H170L169 157V159H171V160H168V159H166V164L164 165V163H163V160L165 159V153H163V152H167L168 150H170ZM175 148V149H174ZM260 148V149H259ZM80 149V150H79ZM107 149V150H106ZM150 149V150H149ZM164 149V150H163ZM200 149H202V150H200ZM28 150V149H27ZM54 150V149H53ZM65 150V151H64ZM121 150V151H120ZM160 150H163V151H160ZM182 150V151H181ZM188 152H187V151ZM29 151V150H28ZM27 151V152H28ZM52 151V150H51ZM76 151H78V153L76 152ZM99 151V152H98ZM111 151V152H110ZM117 151V152H116ZM146 151V152H145ZM159 151V152H158ZM26 152V154L27 155H29V153H27ZM73 152H75L77 155L78 154H80V157H79V155L78 156H76V154L75 153H73ZM80 152V153H79ZM99 154H98V153ZM110 152V153H109ZM144 152V153H143ZM161 152V154H160V158L161 157H163V158H161L162 159V161L160 160V158H157L158 157V154ZM110 154L109 156L107 155V154ZM113 153V154H112ZM118 155H117V154ZM151 153V154H150ZM153 153V154H152ZM155 153V154H154ZM158 153V154H157ZM202 153H204V154H202ZM264 153V152H263ZM25 153L22 155L21 154V160L23 159V157L26 155ZM54 154H55V156H56V150H54ZM66 154V155H65ZM68 154V155H67ZM83 154V155H82ZM172 154H173V152H172ZM179 154V155H178ZM43 155H44V157H45V155H47L46 157L48 158H44L43 157ZM61 155H63V156H61ZM73 155H75V159H76V161H72L71 163H70V161L74 158V156ZM106 155V156H105ZM117 155V156H116ZM122 155V156H121ZM147 155V156H146ZM183 155V156H182ZM194 155V156H193ZM54 156V155H53ZM56 156V157H57ZM111 156V157H110ZM26 157V159H27V157L28 156H25ZM24 157V158H25ZM42 157H43V159H46L45 161H42L43 159H42ZM61 157H63L62 159H60ZM73 157V158H72ZM144 157H146V158H144ZM254 157L253 158H251L252 159V161L250 160L249 162H247L249 165H247L246 167H244L242 164V166H241V168L239 167L240 166V164H239V166L237 165V167H238V169H235V170H237V171H235V170H231V173H233V175H235L236 176V179L238 178L239 179V174H238V172H242L243 170H246V169H248V170H250V169H252V171H253V173H255L254 175L252 174V176L254 177L253 179L254 180H258V181H254V182H258V184L260 185V186H264V169H262V168H264V160H263V162L259 165V167H258V163H256L255 162V160H254ZM42 160H41V159ZM69 158V159H68ZM77 158H79V159H77ZM150 160H148V159ZM13 159H14V157H13ZM16 159V158H15ZM51 160V162H54V163H52L53 165L55 164V166H52L50 169H52L53 168V170H51L52 172L53 171H55V172H57L56 173V175L54 174V172L53 173H51V171H49V174H48V172H47V174H43L42 175V173H45L47 170H48V168H46L45 166H46V162L48 161V160ZM71 159V160H70ZM74 159V160H75ZM90 159V160H89ZM120 159V160H119ZM18 160V159H17ZM17 160H13L12 162H13V164H17L16 163V161ZM41 160V161H40ZM60 160H62L61 162H60ZM118 162H117V161ZM133 160V161H132ZM154 160V161H153ZM68 161V162H67ZM108 161H109V163H108ZM111 161V162H110ZM140 161H141V163H140ZM143 161V162H142ZM158 161V162H157ZM160 161V162H159ZM169 161H171V162H169ZM11 162V163H12ZM15 162V163H14ZM38 162H39V164H38ZM40 162H44L45 163V165H43L42 163H40ZM64 162V163H63ZM67 162V163H66ZM151 162H154V163H151ZM173 162V163H172ZM256 163V165H253L254 163ZM114 163V164H113ZM129 165H128V164ZM163 163V164H162ZM168 163H170V164H168ZM36 164H38V165H36ZM66 165V166H64V165ZM70 164V165H69ZM111 164V165H110ZM116 164H118V165H116ZM155 164V165H154ZM91 165V166H90ZM104 165V166H103ZM108 165V166H107ZM139 165V166H138ZM157 165V166H156ZM252 165V166H251ZM262 165V166H261ZM36 166H37V169L35 170H33V168H36ZM68 166V167H67ZM71 166H73V167H71ZM82 166V167H81ZM85 166V167H84ZM90 166V167H89ZM120 166V167H119ZM143 166V167H142ZM114 169H113V168ZM141 167V168H140ZM204 167V168H203ZM58 168V169H57ZM63 168V169H62ZM81 168V169H80ZM84 168V169H83ZM133 168V169H132ZM157 168V169H156ZM38 169H39V171H40V176H43V179H42V182H41V179L38 181V182H31L32 181V179L33 178H35L34 177V175L35 176H38V174H39V172H38ZM41 169V170H40ZM43 169V170H42ZM59 169H61V170H59ZM80 169V170H79ZM86 169H88V170H86ZM154 169V170H153ZM202 169H203V171H202ZM30 170H33V171H36V172H38V173H35V174H33ZM44 170H45V172H44ZM116 170V171H115ZM126 170V171H125ZM137 170V171H136ZM239 170V171H238ZM43 171V172H42ZM82 173H81V172ZM89 171V172H88ZM233 171V172H232ZM42 172V173H41ZM159 172V173H158ZM202 172V173H201ZM236 172V173H235ZM28 173V174H27ZM137 173V174H136ZM156 173V174H155ZM164 175H163V174ZM243 173V172H242ZM262 173V174H261ZM19 174V175H20ZM33 174V175H32ZM53 174V175H52ZM160 175V176H158V175ZM29 175H31L32 176V179H31V184H30V186H27V188L25 187L24 188V186H26L25 184V182H27L26 180H27V178H28V176ZM59 175V176H58ZM75 175V176H74ZM122 175H125V176H122ZM139 176H140V174H138ZM137 175V176H138ZM206 175V176H205ZM238 175V176H237ZM242 174H240V176H241ZM263 175V176H262ZM26 177V178H23V177ZM51 176V177H50ZM62 176V177H61ZM68 176V177H67ZM73 176V177H72ZM122 176V177H121ZM163 176V177H162ZM259 176V177H258ZM45 177H48L46 180L44 179ZM72 177V178H71ZM124 177V178H123ZM162 177V178H161ZM183 177H185V179L183 178ZM37 178V177H36ZM50 178V179H49ZM68 178H71V179H69L68 181V183L66 184V183H62L61 181H65L64 179H68ZM75 178V179H74ZM80 178V179H79ZM107 178V179H106ZM123 178V179H122ZM133 178H135V180L133 179ZM169 178V179H168ZM181 178H183V179H181ZM6 179H7V177H6ZM110 179V180H109ZM120 179V180H119ZM128 179V180H127ZM138 179V178H137ZM156 179H158L159 181H156ZM235 178H233V180H236ZM241 179H242V177H241ZM22 180H23V182H22ZM90 180V181H89ZM119 180V181H118ZM123 180H126V182L125 181H123ZM165 180V181H164ZM181 180V181H180ZM183 180V181H182ZM184 180H185V182L186 183H184ZM207 180V181H206ZM232 180V181H233ZM5 181H7V180H5ZM25 181V182H24ZM36 181V180H35ZM78 181V182H77ZM128 181V182H127ZM130 181V182H129ZM197 181V182H196ZM200 183H199V182ZM260 181V182H259ZM65 182H67V181H65ZM95 182V183H94ZM120 182H125V183H123V185H122V183H120ZM133 182V183H132ZM160 182V183H159ZM207 182V183H206ZM223 182H226L227 183V181H225V180H223L222 181V183ZM234 182H236L237 184H239L238 182H237V180L236 181H234ZM23 183H25V184H23ZM36 183V184H35ZM37 183H38V185H37ZM42 183V184H41ZM117 183H118V185H117ZM126 183H127V186L129 187L130 186V189H132V191L129 189V191H127V190H125L126 188H128L127 186H126ZM165 183V184H164ZM236 183H234V184H236ZM245 182H243V186L241 187V188H239L238 189V187H237V189L238 190H235L236 189V187H234V186H230V193H234V192H240V193H243L244 195H249L248 197H252V193H251V191L249 192V190H248V187L246 186V183L244 184ZM33 184H35V187H34V185ZM41 184V185H40ZM59 184V186H57ZM64 184V185H63ZM66 184V185H65ZM162 186H161V185ZM179 184H182L181 186L179 185ZM199 184H200V186H199ZM261 184H263V185H261ZM120 185H122V187L120 186ZM192 185V186H191ZM197 186V187H194V186ZM223 185H225V183H223ZM33 186V187H32ZM43 186V187H42ZM62 186V187H61ZM64 186H65V189H64ZM67 186V187H66ZM115 186V188H116V186L117 187H121L120 189L118 188V190H115V189H113V187ZM123 186H126V187H123ZM132 186H133V188H135V191H134V189L132 188ZM184 186V187H183ZM187 186L189 187V188H187ZM191 186V187H190ZM182 187V188H181ZM193 187L194 188H197V189H194V190H192V191H194V192H192V191H190L189 189H193ZM200 187V188H199ZM208 187V189H206ZM37 188V189H36ZM69 188V189H68ZM105 188V189H104ZM124 188V189H123ZM177 188V189H176ZM203 188H205L204 190H205V192H204V190H203ZM49 189V190H48ZM62 190V191H60V190ZM75 189V190H74ZM186 189H188V191H185ZM200 189V190H199ZM246 189H247V191H246ZM260 189L261 190H263L264 189V187L263 188H261L260 187ZM35 190H37V191H35ZM56 190H58V192H56ZM111 190H112V192H114L113 194H112V196H111ZM125 190V191H124ZM179 190H183V192L182 191H179ZM235 190V191H234ZM242 190H244V191H242ZM43 191V192H42ZM49 191V192H48ZM70 191V193H67V192H69ZM106 191V192H105ZM119 192L121 195L123 194H125V192H126V194L125 195H127L128 197H129V199H131V200H129L128 199V197L126 198L125 197V195L123 196L122 195V197H121V195L119 196L118 194V197H120L121 199H119L118 197H116L117 195H116V193L117 192ZM130 191H131V193H130ZM134 191V192H133ZM228 191V192H229ZM28 192H31L30 194H31V197H30V195H29V193ZM48 192V193H47ZM51 192H55L54 194L53 193H51ZM60 192V193H59ZM98 192V193H97ZM104 192V193H103ZM180 192V193H179ZM188 193V195H186L185 193ZM201 194V196H198V197H196V195H200L199 193ZM204 192V193H203ZM253 192V191H252ZM27 193V195H29V196H26L25 194ZM59 194V196L61 197V199L58 197V194ZM33 194H35V195H33ZM49 194V195H48ZM68 195V197H67V195ZM70 194V195H69ZM98 194H99V196H98ZM110 194V195H109ZM131 194H133V195H130ZM182 194V195H181ZM196 194V195H195ZM92 195V196H91ZM114 195H116L115 197H114ZM137 195V196H136ZM184 195H186V196H188V197H190V198H188L187 197V199H186V196H185V199L186 200H190V199H192V201H185L184 202ZM190 195H195V197H192V196H190ZM26 196V197H25ZM55 196V197H54ZM64 196H66L65 198H64ZM91 196V197H90ZM104 196V197H103ZM183 198H182V197ZM32 197H34V199L32 200ZM43 197V198H42ZM99 197V198H98ZM109 197H111V198H109ZM124 197V198H123ZM136 197V198H135ZM200 197V199H198ZM49 198H51V199H49ZM54 198V199H53ZM55 198H56V200H55ZM91 198V199H90ZM101 198V199H100ZM102 198H103V201H102ZM115 198H117V199H115ZM177 198H178V200H177ZM195 198V199H194ZM58 199V200H57ZM137 199V200H136ZM29 200V201H30ZM51 200V201H50ZM52 200H54V201H52ZM116 200H117V202H116ZM129 200V201H128ZM172 200H170L171 202H173ZM181 200V201H180ZM58 201V202H57ZM78 201V202H77ZM114 201V202H113ZM133 201H136V202H134L133 203ZM258 201V200H257ZM54 202V203H53ZM60 202V203H59ZM67 202V203H66ZM76 202V203H75ZM105 202V203H104ZM112 202V203H111ZM115 202H116V204H115ZM173 202V203H174ZM259 202H261V200L259 199ZM31 205H30V204ZM52 203V204H51ZM81 205H80V204ZM135 203H136V205H135ZM185 203H187L188 205H186ZM21 204H22V200H21ZM47 204V205H46ZM49 204V205H48ZM54 204V205H53ZM61 204V205H60ZM76 204V205H75ZM91 204V205H90ZM99 206H98V205ZM108 204V205H107ZM111 204H115V205H120L121 204V206L123 207H121V206H119V207H117V206H115V205H112V207H116V208H120L119 210H121V212L118 210V209H115V207L114 208H112V207H110L111 206ZM209 204V203H208ZM29 206V211H26V206ZM69 205V206H68ZM73 205V206H72ZM91 207H90V206ZM102 205V206H101ZM203 205V204H202ZM48 208H47V207ZM81 206V207H80ZM86 206V207H85ZM133 206H135V208H136V211H135V208L133 207ZM137 206V207H136ZM162 206H164V205H162ZM176 206V205H175ZM178 206H177V208H178ZM184 206V207H185ZM32 207H33V209H32ZM51 207V208H50ZM69 207V208H68ZM74 207V208H73ZM78 207V208H77ZM101 209H100V208ZM107 207V208H106ZM179 207V208H180ZM22 208H24V210L22 209ZM50 208V209H49ZM65 210H64V209ZM74 210H73V209ZM89 208V209H88ZM104 208V209H103ZM109 208H111V210L113 209V210H117V211H108L109 210ZM133 208H134V211L136 212H133ZM139 208V209H138ZM203 208L205 209V207L203 206ZM27 209H28V207H27ZM49 209V210H48ZM58 209V210H57ZM67 209H69L68 211H67ZM79 209V210H78ZM130 209V210H129ZM138 209V210H137ZM240 209H242V211H244L245 210V207L244 206H241L240 207ZM30 210H32V211H30ZM40 210H42V211H40ZM48 210V212H45V211H47ZM52 210H54V212L52 211ZM94 210V211H93ZM107 212H106V211ZM74 211V212H73ZM77 211V212H76ZM86 213H85V212ZM93 211V212H92ZM98 211V212H97ZM104 211V212H103ZM33 212V213H32ZM41 212H43V213H41ZM68 212V213H67ZM72 212V213H71ZM107 213V215H106V213ZM113 212H115V215H116V213H117V215L115 216L114 215V213ZM133 213V219H132V214H130V213ZM47 213H48V215H47ZM52 213V214H51ZM62 213H64V217H63V214ZM77 213V214H76ZM79 213H81V214H79ZM90 213H92V214H90ZM95 213V214H94ZM99 213V214H98ZM135 213V214H134ZM241 213H244L245 214V212H241ZM26 214V215H25ZM60 214H61V216H60ZM71 214V215H70ZM104 214V215H103ZM108 214H111L110 215V218H108L107 219V216L109 217V215ZM148 214V213H147ZM251 214H253L252 216H253V218H254V213L252 212ZM31 215H33V216H31ZM57 215V216H56ZM84 215V216H83ZM103 215V216H102ZM140 215V214H139ZM139 215H137L136 217H138V219H139ZM259 216H260V213L258 214ZM29 216L31 217V218H29ZM65 216H67V217H65ZM78 216V217H77ZM106 216V217H105ZM116 217V218H113V217ZM125 216V217H124ZM259 216H257L258 218L257 219H259V218H262L261 216H263V213H262V215L259 217ZM43 217H45V218H43ZM69 217V218H68ZM77 217V218H76ZM94 217V218H93ZM96 217V218H95ZM105 217V218H104ZM111 217H112V219H111ZM48 218V219H47ZM74 218V219H73ZM102 220H101V219ZM124 218H126V219H124ZM128 218V219H127ZM253 218H251V219H249L248 220V224H245L244 226L241 224V227H239V228H237V230L236 231H234V233L232 232L231 234H233V237H234V235L236 236V238H238L240 241H238L239 243H243L244 244V246H241V248L238 246V248H237V250H235V252H234V254L232 255V254H230V253H228V254H230L231 256H233V257H235V259H237V260H235V261H232V263L233 264H235V263H237V264H243V263H245V264H258V263H260V264H264V260L262 259V258H260L259 259V257L261 256L262 257V255H260V256H258L259 254H264L263 252H264V249H263V247L262 246H264V245H262L261 246V244H264V233L262 234V232L261 233H259L260 231H256L255 230V227H258V226H260L262 223H263V218L261 219V220H258V221H251ZM27 219V220H26ZM32 219V220H31ZM55 219V220H54ZM58 219H60V222H58L59 220ZM62 219V220H61ZM65 219V220H64ZM71 219V220H70ZM78 219V220H77ZM98 219V220H97ZM100 219V220H99ZM107 219V220H106ZM112 221V223H111V221ZM119 219V220H118ZM120 219H121V222L123 221L124 223H125V221H126V223H127V220L129 221L128 222V224H126L125 223V225L127 226L128 225V227H129V224H131L130 225V229L128 228V230L126 231V232H124V233H127V234H129V230H131L130 231V234H129V236L126 234H124V233H122V232H119L118 231V229L121 227V226H123V225H121L120 226V224H121V222H120V224L119 225H117L118 224V222L120 221ZM132 219V220H131ZM137 219V220H138ZM146 219H149L150 220V217H149V215L148 216H146ZM36 220V221H35ZM49 220V221H48ZM53 220V221H52ZM64 220V222H62ZM66 220H68V221H66ZM107 221V223H106V221ZM137 220L135 221V222H137ZM27 221V222H26ZM41 221V222H40ZM75 221V222H74ZM84 221H86V222H84ZM103 221H104V223H103ZM109 221V222H108ZM131 221V222H130ZM139 221H141V218L139 219ZM138 221V222H139ZM88 222H90V223H88ZM114 222V223H113ZM116 222V223H115ZM122 222V223H123ZM138 222H137V224H138ZM146 222H148V220H146ZM258 222V223H257ZM25 223V224H24ZM28 223V224H27ZM33 223V224H32ZM36 223V224H35ZM41 223H42V225H41ZM56 223V226L54 225ZM67 223H69V224H67ZM71 223V224H70ZM77 223V224H76ZM84 223H85V225H84ZM99 223V224H98ZM102 223V224H101ZM123 223V224H124ZM254 223L256 224L257 223V225H254ZM24 224V225H23ZM57 224H58V227H57ZM88 224H91V226L90 225H88ZM93 224V225H92ZM112 224H114V225H112ZM116 224V225H115ZM34 225H36V226H34ZM73 225H76L75 227L73 226ZM98 225V226H97ZM100 225L102 226L101 227V229H100ZM109 225H112V226H109ZM39 226V227H38ZM48 226V227H47ZM55 226V227H54ZM60 226V227H59ZM62 226H64V227H62ZM68 226V227H67ZM73 226V227H72ZM79 226V227H78ZM94 226V227H93ZM105 226H109L108 228L107 227H105ZM118 226V228H116ZM252 226V227H251ZM29 227V228H28ZM69 227H70V229H69ZM84 227V228H83ZM91 229V230H89V228ZM97 227V228H96ZM249 227V228H248ZM23 228V229H22ZM53 228V229H52ZM57 228V229H56ZM63 228V229H62ZM77 228H78V231H77ZM83 228V229H82ZM87 230H86V229ZM92 228H94V229H96V230H92ZM102 228H103V230H102ZM106 228V229H105ZM114 228H116V229H114ZM30 229V230H29ZM38 229V230H37ZM49 229H51V230H49ZM70 230V232H69V230ZM81 229H82V231H81ZM98 229H99V231H98ZM105 229V230H104ZM241 229H242V231H241ZM245 229V230H244ZM24 230V231H23ZM32 230L33 231H35V232H33L32 233ZM109 230H110V232H109ZM117 230V231H116ZM76 232V234H75V232ZM106 231V232H105ZM114 231H116V232H119L118 234H120V233H122L123 235H125V236H127V237H124V236H122L123 237V239L125 240V242L123 241V239L122 238H120L119 236H118V234L116 233V232H114ZM261 231H263L264 232V230H262L261 229ZM85 232V233H84ZM94 232V233H93ZM110 233V234H107V233ZM116 233L117 235H115V236H112L113 234H111V233ZM64 233V234H63ZM82 233V234H81ZM90 233H92V234H90ZM106 233V235H104ZM131 233L133 234V236H135V237H133V236H131L130 237V235H131ZM244 234V235H241L240 236V234ZM259 233V234H258ZM72 235L73 234V239H72V237L70 236V235ZM82 235V236H80V235ZM84 234V235H83ZM100 234V235H99ZM28 235V236H27ZM37 235V236H36ZM76 235V236H75ZM87 235V236H86ZM89 235V236H88ZM94 235V236H93ZM252 237H251V236ZM259 235H261L260 236V238L258 237ZM92 238H91V237ZM96 236V237H95ZM118 236V237H117ZM121 236V235H120ZM139 236V235H138ZM238 236V237H237ZM34 237H35V239H34ZM37 237V238H36ZM75 237V238H74ZM79 237H80V239H79ZM82 237H84V238H82ZM115 237V238H114ZM137 237V238H136ZM241 237V238H240ZM248 237V239H246ZM249 237H250V239H249ZM262 237V238H261ZM32 238V239H31ZM113 238V239H112ZM136 238V239H135ZM235 238V237H234ZM259 239V240H261V243H260V245H258V243L257 242H259L258 240H255V239ZM66 239V240H65ZM79 239V240H78ZM87 241H86V240ZM120 239V240H119ZM122 239V240H121ZM252 239H254L253 241H252ZM77 240V241H76ZM81 240V241H80ZM86 242H85V241ZM115 240H113V241H115ZM127 240V241H126ZM243 240V241H242ZM250 240V241H249ZM69 241V242H68ZM75 242V243H73V242ZM80 241V242H79ZM85 242V244H83L84 242ZM128 241H130V242H128ZM247 241V242H246ZM37 242V243H36ZM71 242V243H70ZM81 242H83L82 244H80V245H82V247H81V249L79 248V243H81ZM92 241H90V243H91ZM245 242H246V245H245ZM65 243V244H64ZM67 243V244H66ZM89 245V248L87 247L88 245ZM126 243V244H125ZM127 243H128V245H129V247H127L128 245H127ZM251 243L253 244V245H251ZM38 244V245H37ZM71 244H73V245H71ZM122 244H124V245H122ZM257 244V245H256ZM30 245H33V247L31 246L30 247ZM67 245V246H66ZM78 245V246H77ZM127 245V246H126ZM23 246V247H22ZM37 246H38V249H37ZM77 247V250H78V252L77 251H75L78 255L83 251V253H81V256L79 255H76V253H75V255L76 256H74L73 255V253L71 254V258H70V256H68V250H69V247ZM85 246V247H84ZM251 246V247H250ZM93 247V248H92ZM117 248V250H116V248ZM243 247H245V248H243ZM258 247V248H257ZM28 248V249H27ZM36 248V249H35ZM59 248H61V249H59ZM93 250H92V249ZM262 249V251H259L258 249ZM25 249V250H24ZM80 249V250H79ZM124 251H122V250ZM60 250V251H59ZM63 250V251H62ZM252 250V251H251ZM33 251H35V253L33 252ZM59 251V252H58ZM67 251V252H66ZM91 251V252H90ZM242 251V252H241ZM246 251V252H245ZM258 251V252H257ZM64 252V253H63ZM80 252V253H79ZM88 252V253H87ZM122 253L123 255H124V257H123V259H122V257H121V259H120V257H118V256H122L121 254H118V253ZM249 252H251V253H254V252H256L257 253V255H256V253H254L255 255H256V257L259 259H257L256 257H255V255H249V254H251V253H249ZM85 253H86V255H85ZM245 254L246 255V258H244L245 256L244 255H241V254ZM61 254V255H60ZM62 254H64L65 255V259H64V255H62ZM85 255L84 257H83V255ZM126 254V255H125ZM227 254V256L228 257H230V255H228ZM28 255V256H27ZM73 255V256H72ZM87 255H89V256H87ZM129 255V254H128ZM241 255V256H240ZM247 255H249V256H247ZM38 258H37V257ZM111 256H110V259H111ZM126 256V257H125ZM227 256H224V259H225V257H227ZM242 256H244V257H242ZM253 258H252V257ZM47 257V258H46ZM66 257H68V259L66 258ZM83 257V258H82ZM129 257V258H128ZM239 257H241V258H243V260L242 259H240ZM255 257V258H254ZM80 258V259H79ZM125 258H128V259H125ZM239 258V259H238ZM19 259V260H18ZM69 259H70V263H69ZM113 259H111V261L110 262H114V260ZM118 259V260H117ZM121 261H120V260ZM227 259H230V258H227ZM246 259V260H245ZM252 259H254L253 261H254V263H253V261H252ZM256 259L258 260V261H256ZM36 260V261H35ZM41 260H42V262H41ZM241 260V261H240ZM260 260H263V262H259ZM30 261V262H29ZM128 261H125V264H129V262ZM222 261L224 262V261H227L228 262V260H223V258H222ZM250 261H252V263H249ZM108 262V261H107ZM105 263V264H113V263ZM128 262V263H127ZM75 264H76V262H74ZM116 263V264H117ZM72 264V263H71ZM115 264V263H114ZM120 264V263H119ZM217 264V263H216Z\"/></svg>",
	"mask_w": 264,
	"mask_h": 264
},
{
	"label": "clouds",
	"instance_id": "clouds-1",
	"mask_svg": "<svg viewBox=\"0 0 264 264\" xmlns=\"http://www.w3.org/2000/svg\"><path fill=\"white\" fill-rule=\"evenodd\" d=\"M253 7L257 10L260 8V2L257 0V2H254ZM229 26L233 29L237 30H244L247 28L248 31H251L252 29L248 27V22L244 18V16L240 13L239 10H236L233 12L232 16L229 19Z\"/></svg>",
	"mask_w": 264,
	"mask_h": 264
}]
</instances>
